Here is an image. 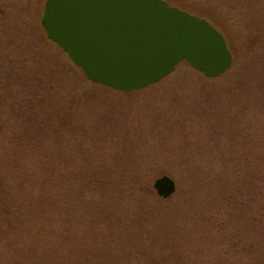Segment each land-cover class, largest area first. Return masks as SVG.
<instances>
[{
    "label": "trees",
    "instance_id": "16d2710c",
    "mask_svg": "<svg viewBox=\"0 0 264 264\" xmlns=\"http://www.w3.org/2000/svg\"><path fill=\"white\" fill-rule=\"evenodd\" d=\"M166 1L173 6H179L208 19L223 32L235 57L238 54L235 48L234 30L240 28L247 31L250 40L254 41L255 39V46L253 45L254 47L252 46L247 54V58L253 62L251 66L264 64V29L259 34L261 36L256 39V35H254V27L257 25L254 23L256 11L251 6L248 9L247 5L239 3L237 0H217L218 3L215 1L212 5L213 8L239 18L235 22L236 26L227 30L217 22L219 18L215 14L204 13L200 11L199 7L193 8L194 10L189 9L192 7L181 0ZM258 13V16L262 15L261 20L264 19V12L258 11ZM5 15L0 7V37L3 40L8 38L13 41V46L9 43L3 44V46L15 50L16 54L0 53V106L4 103L11 111L23 107L25 115L21 117L22 122L24 123L26 120L33 124L30 123L31 130L29 132H21L19 128L15 133L22 137L21 140L18 139V145L27 148V154H25L26 156L22 154V159L40 158V163L36 165V172L42 180V193L44 194H42V205L45 212L41 213V216H35L37 215L35 214L30 220V223L34 225L31 228L34 246L33 244L29 245L28 252H33L30 251L31 248L40 249L34 253L33 263L46 264L49 262L47 259L52 258L51 260H54L51 261L52 264H95L97 260L90 262L94 256L100 260L101 258H111L107 262L102 261L103 264H111L116 259H118L116 264H130L136 261L147 264L149 262L148 252L141 245L142 241L128 245L127 248L119 244L116 246L117 251L114 252L113 250L108 251L105 245L115 241L117 243L118 233L115 237L111 235L103 238L105 240L103 247L102 245L84 243L83 237L90 239L105 237L107 234L98 235V233L102 234L100 228H107L105 221L111 218L109 216L112 209L114 213L118 211L121 201L125 203L130 199L134 202L141 200L139 192L146 190L149 184L152 185L150 178L147 179V181L150 180L149 182L139 181L138 176L143 175V167L146 164H141L140 168L133 169L132 174L128 172V167L120 161L109 164L107 160L102 159L98 160V163H94L92 160L95 157L94 152L98 153L103 144L118 136V131L121 133L125 127L128 130L131 121L120 118V114L124 112L130 113L127 115L128 118H133V115L134 117L139 115V110L147 109V113L151 116H160V119L169 118V116L188 111L187 106L193 102L192 105L195 106V110L192 108L193 113L201 118L200 114L203 111L201 109L206 105L214 106V99L219 101L221 98V95L215 96L216 91L213 86L221 81L222 75L208 78L203 73V75L198 74L195 79L191 80L192 82H180L178 78H175V72L185 64L191 66L189 61L185 60L177 66L174 73L157 84L130 92L118 91L89 80L67 52L49 38L41 23L42 8L35 26L38 42H41L43 32L46 41L55 48V50L47 49L45 61L42 58V52H36L34 57L30 56V44L34 43L36 37L27 32L28 24L25 28L18 26L17 23L20 22L18 18H11V15L5 17ZM15 24L17 25L14 26ZM263 27L264 25H261V28ZM16 29L22 32V35L24 33L28 35L23 39L25 43L18 42L16 44V41L14 42ZM15 44L17 46H14ZM55 59L62 60L60 66H55ZM66 68H72L76 74L75 79L82 88L78 94L74 89L71 99L66 103L61 101L58 104L53 101L55 93L52 92V88L64 80L72 82V79L64 73ZM228 77L226 80L223 77L225 81L223 84H230L225 90L227 96L231 98L233 86ZM7 81L11 83L8 89L4 87ZM14 84L15 88L12 87ZM95 84L107 88L108 91L107 94H103V99L96 98L94 102L93 98L97 96L95 94L100 92L97 87L92 86ZM4 89L6 91H2ZM124 94L140 98L144 101L143 108L138 105L139 110L137 107L124 110L127 105L123 106L121 97L118 96H124ZM106 101L110 103L108 109L103 105ZM90 107H94V110H89ZM1 114L3 112H0ZM222 117H224V113L223 115L218 113L211 121ZM252 117L260 118L264 125V102L261 112L253 114ZM35 128H38L37 137L29 134ZM21 129L24 127L22 126ZM127 130L126 133H129ZM259 131L260 129L248 133V135L238 132L237 134L240 133V135L233 143L234 146L232 145L229 155L216 148L219 151L213 153L215 158L209 157L213 162L201 164L198 162L202 157V149H199L196 151L198 152L196 157H194L196 152L193 151L191 154L193 162L187 163L188 167L185 172L187 171L192 176L193 181L188 190V195L190 194L192 197H187L185 204L200 205L202 207L200 214L201 212L203 214L201 221L206 220V223L215 227L216 233L222 240L221 242L218 239L215 241L214 245L218 247L215 251L224 253L222 251L225 247L223 242L228 238L233 241L234 250L236 249L233 254L231 253V258L225 256L219 259V264H264V127L262 132ZM173 134L176 137L180 135L179 132ZM173 141L176 142V138ZM93 150L95 151L93 152ZM210 151L212 149L206 151L208 153L206 156L210 155ZM105 153H108V150ZM183 153L187 154L188 152L183 151ZM222 170L224 171L223 175ZM217 173L219 174L217 175ZM142 179L145 180L146 177ZM134 180L136 181L134 182ZM210 195L212 196L209 200L208 196ZM198 201L201 202L198 204ZM39 205V202H32L29 206L30 211L33 214L36 213ZM78 208L79 213L87 209L92 212V216L95 213L97 215L94 222L89 225L87 222L89 230L86 231L85 236H82L83 232L75 230V228H84L85 221H87L86 218H82V215H80L82 220L77 221L75 212ZM122 215L123 212H121V217ZM116 217L118 218V216ZM231 217L235 221L230 224ZM83 220L85 221L83 222ZM118 220L116 223H111L110 220L108 222L111 223L110 227H118L117 223H120ZM243 220H246L247 223L245 227L239 226ZM103 223L105 226H100ZM224 235L227 236L226 239H224ZM110 239L114 240L109 242ZM154 239L159 245V250L170 244L165 241L169 239L167 235L160 234ZM76 241L81 242L75 244ZM123 248L125 252H123ZM154 252L157 253V249ZM122 255L124 256L122 257ZM118 256L120 257L118 258ZM211 262L213 261L211 260Z\"/></svg>",
    "mask_w": 264,
    "mask_h": 264
},
{
    "label": "rangeland",
    "instance_id": "374dc122",
    "mask_svg": "<svg viewBox=\"0 0 264 264\" xmlns=\"http://www.w3.org/2000/svg\"><path fill=\"white\" fill-rule=\"evenodd\" d=\"M46 1L0 0V7H2V13L6 14L5 17L11 15V18H18L20 21L17 23L19 24L18 26H23L24 28L28 24L29 28L27 32L32 33L36 37L34 43L32 45L30 44V56L34 57L36 56V52H42L44 61L47 58L45 56L47 49L55 50L46 41L43 32L41 42H38L37 31L35 29L41 14V8V19L43 17ZM181 1L192 7L189 9L199 7L200 11L204 13L215 14L219 18L217 22L223 27H226L227 30L234 28L236 26L235 22L239 19L237 16H231L228 12L217 10L215 7L213 8L212 5L217 0ZM237 1L247 5L248 9L251 6L256 11L254 14L256 21L254 23L257 25L254 27V35H256L255 38L257 39L258 36H261L259 34L264 29V27L261 28V25H264V19L261 20L262 15L258 16V11L264 12V0ZM201 4L202 6L200 7ZM16 30L14 42L16 41V44L18 42L22 43L24 37L28 35L25 33L22 35V32L18 29ZM234 36H236L235 48L238 55L236 57L234 56L233 65L229 71L221 76V81H218L219 85L217 83L213 86L214 91H216L215 96L221 95V98H219V101H216V98L214 99V106L206 105L205 108L201 109L203 110L200 114L201 118H198L193 113V109L195 110V106L192 105L193 102L187 106L186 109L188 111L169 116V118L164 117L160 119V116L149 115L147 109L139 110L138 105H141L142 108L144 106V101L140 98L126 96L125 94L124 96L118 95L121 97L120 100L123 106L127 105L124 107V110L137 107L139 115L136 117L133 115V118H128L127 115H130V113L124 112L120 114V118L131 121L128 130L125 127V130L121 133L118 131L119 135L110 140L111 142L109 141L103 144L101 150H98V153L93 150L95 157L92 160L94 163H98V160L101 161L104 159L109 164L117 161L123 162L128 167V172L132 174L133 169L140 168L141 164H146V166L143 165L145 166L143 167V175L138 176L140 178L139 181L149 182L152 180V185L148 183V188L143 192H139L141 200L134 202L130 199L126 200L125 203L121 201L119 203L120 206L118 205V211L114 213L112 209L110 216L106 214L111 218L105 221L107 228H100L105 222L99 226L102 234L98 233V235H107L102 238L93 239L83 237L85 244H97L103 247L105 243L103 238L111 235L115 237L116 233H118L117 243L115 241L112 244L105 245L107 246V250H113L114 252L117 251L116 246L119 244L127 248L128 245L142 241L141 245L148 252L149 262L147 264L151 262L153 264H156V262L157 264H219V259L225 256L230 257L231 253L233 254L236 251L233 247V241L229 238L223 242L225 247L222 251L224 253L215 251L218 248L214 245L215 241L217 239L220 242L222 241L216 233L215 227L212 224L206 223V220L201 221L203 214L202 212L200 214V208H202L200 205L193 206L189 203L187 205L185 204L188 199L187 197H192L190 194L188 195V190L193 179L185 170L188 164L193 162L191 158L193 157L191 156L193 151L196 152L202 149V157L198 163L207 164L211 161L210 158H215V154L213 153L219 151L217 149L229 155L230 149L232 145L234 146L233 143L238 139L237 137L240 133H246L248 135V133H253L259 129L262 132L264 127L262 124L263 121H260V118L252 117L253 114L260 113L263 107L264 64L254 65V67L251 66L253 62H250L251 59L247 58V54H249V49H252L255 39L251 41L247 31L237 28L234 30ZM8 43L13 46L12 40H8V38L3 40L0 37V53L16 54L15 50L13 51L11 48L3 46V44ZM16 44L14 46H17ZM55 61V66H60V61L62 60L55 59ZM64 73L72 79V82L64 80L52 88V92L55 93L53 101L58 104L61 101L66 103L71 99V94H74L72 93L74 89H76L78 94L80 88H82L80 83L75 79L76 74L72 68H66V72ZM198 74L203 75V72L197 71L196 68L185 64L175 72V78H178L180 82L188 83L192 82L191 80L195 79ZM227 76H229L228 78L233 86V95H231V98L227 96L225 90L230 84H223L225 82L223 77L226 80ZM10 84V81H7L4 87L8 89ZM92 86L97 87L98 91H100L98 92L99 94L94 93L97 96H94L93 101L95 102L96 98H99V100L103 99V94H107L108 89L96 84ZM12 87L15 88V84ZM6 89L2 91H6ZM14 96L17 97L16 95ZM109 104L106 101L103 105L108 109ZM214 109L215 111L213 112ZM89 110H94V107H90ZM0 112H3L0 115V264H35L33 263L34 253L36 250L40 251V249L37 247L35 248L36 250L31 248L30 251L33 252H28V250L29 245L31 246L34 243L31 233L33 224L30 223V220L35 214H37L35 216H41V213L44 214L45 212L42 205V180L36 172V165L40 163V158L22 159L23 155L26 156L25 154H27V148L18 145L17 141H19V138L21 140L22 137L15 134L19 128L21 132H29L31 130L30 123L32 122L26 120H24V123L22 122L23 119L21 117L25 115L23 107L11 111L10 108H7L6 104L2 103ZM218 113L221 115L224 113V117L221 119L215 118L214 121H211ZM22 126L24 129H21ZM126 130L129 133H126ZM30 132V135L37 137L38 128ZM174 132H179L180 135L176 137L173 134ZM238 132L240 133L237 134ZM175 138L176 142L173 141ZM211 149V153L209 152L210 155L206 156L208 154L206 151ZM107 150L108 153H105ZM183 151L188 153H183ZM114 153L116 155H113ZM197 153H194V157H196ZM165 174L173 177L177 183L176 193L169 198L161 197L154 187L155 180ZM143 177H146V179H142ZM148 178L150 180L147 181ZM211 196H208L209 200ZM32 202L40 203L37 209L38 211L34 214L29 209ZM200 202L198 201L197 203L199 204ZM81 208L83 209V207ZM78 210L79 208L75 212L77 221L82 220L80 215H82V218H86L87 221L83 220V222L85 221L84 228H75V230L83 232L82 236H85L86 231L89 230L87 222L88 225L94 222L97 215L95 213L92 216V212L87 209L80 213ZM121 212H123L122 217ZM86 215L88 216L86 217ZM117 220L118 222L120 221L119 224L117 223L118 227H110L111 223H116ZM191 220L193 221L191 222ZM229 220L230 224L235 221L232 217ZM109 221L111 223H108ZM245 221L243 220L239 226L245 227L247 225ZM160 234L162 236L167 235L169 239L165 241L166 243L170 242V244L168 243L169 246L161 250L158 249L159 245H157L154 239L155 236ZM220 234L223 235L222 233ZM226 238L227 236L224 235V239ZM77 240L79 239L77 238ZM112 240L114 239H110L109 242H112ZM144 240L146 242H143ZM79 242L76 241L75 244ZM156 249L157 253L154 252ZM123 250L125 252L124 248ZM51 259L48 258L47 261L49 262L46 264H52L51 261L54 260ZM110 259L101 258L100 260L93 256L92 261H89L93 262L97 260L95 264H103L104 262L102 261L107 262ZM117 261L118 259L114 260L111 264H116ZM130 264L141 263L136 261Z\"/></svg>",
    "mask_w": 264,
    "mask_h": 264
},
{
    "label": "water",
    "instance_id": "95a60500",
    "mask_svg": "<svg viewBox=\"0 0 264 264\" xmlns=\"http://www.w3.org/2000/svg\"><path fill=\"white\" fill-rule=\"evenodd\" d=\"M42 25L89 80L118 91L157 84L185 60L216 78L234 60L223 32L166 0H47ZM154 187L163 198L177 191L166 174Z\"/></svg>",
    "mask_w": 264,
    "mask_h": 264
},
{
    "label": "flooded vegetation",
    "instance_id": "af4514ba",
    "mask_svg": "<svg viewBox=\"0 0 264 264\" xmlns=\"http://www.w3.org/2000/svg\"><path fill=\"white\" fill-rule=\"evenodd\" d=\"M41 23H42V19H41Z\"/></svg>",
    "mask_w": 264,
    "mask_h": 264
}]
</instances>
